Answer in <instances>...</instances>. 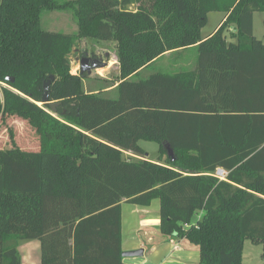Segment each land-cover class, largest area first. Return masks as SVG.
<instances>
[{"label": "trees", "instance_id": "obj_1", "mask_svg": "<svg viewBox=\"0 0 264 264\" xmlns=\"http://www.w3.org/2000/svg\"><path fill=\"white\" fill-rule=\"evenodd\" d=\"M67 10L75 34L41 27L43 11ZM211 12L223 18L202 37ZM255 12L264 26V0H0V120L26 122L39 140L25 151L9 131L11 146L0 148V264H21L14 240H37L40 264H123L121 204L153 200L160 234L194 245L198 264H241L246 240L264 260V33L253 35ZM78 39L115 45L112 95L87 92L88 76L71 72ZM188 49L191 69L139 78ZM140 141L158 144L156 160Z\"/></svg>", "mask_w": 264, "mask_h": 264}, {"label": "rangeland", "instance_id": "obj_2", "mask_svg": "<svg viewBox=\"0 0 264 264\" xmlns=\"http://www.w3.org/2000/svg\"><path fill=\"white\" fill-rule=\"evenodd\" d=\"M62 3L68 0H57ZM223 14L219 12H211L207 17V24L201 31V36L209 35L222 20ZM253 35L257 40H263L264 26L263 14L255 12L253 14ZM41 27L50 32H58L65 34H75L77 31L76 21L71 11H43L41 14ZM228 36V35H227ZM115 45L111 42H95L92 40L78 39L74 49L70 55L71 71L79 73L80 59L87 55L88 57L101 59L102 63H107L106 66L97 68L87 75V79L83 80L84 89L87 92L102 91L103 95H108L105 91L112 86L115 81L118 68L116 65ZM195 55L194 50L192 51ZM186 52L181 58L183 60H191V54ZM178 60L175 56L163 59L158 64L140 73L139 78H145L148 74L171 69V61ZM112 95V94H111ZM9 131L12 132L16 145L25 151H34L39 149V140L35 132L26 124V122L18 119L7 117L5 120H0V148L6 149L11 146L9 141ZM139 145L146 151L147 160H156L158 154V144L154 142L140 141ZM123 157L127 160H138L141 157L131 153H123ZM202 213H198L193 218L195 223L200 218ZM22 264H40V248L37 240H14L12 241ZM262 247L254 245L249 240L244 242L241 264H264L261 257Z\"/></svg>", "mask_w": 264, "mask_h": 264}, {"label": "crops", "instance_id": "obj_3", "mask_svg": "<svg viewBox=\"0 0 264 264\" xmlns=\"http://www.w3.org/2000/svg\"><path fill=\"white\" fill-rule=\"evenodd\" d=\"M190 50L192 49H188L180 53L185 54ZM171 56L174 57L176 54L167 53L152 65H156L163 59ZM193 65L194 62L192 59L183 60L182 58H178V60L171 61V70H187L191 69ZM114 87L115 85L105 90L108 95L112 94ZM159 225L160 219L158 200H153L147 207L137 206L125 202L121 204V251H142V256L140 257L123 259V264L199 263V251L194 245L182 239L163 237L160 234ZM20 262L22 264V258H20Z\"/></svg>", "mask_w": 264, "mask_h": 264}, {"label": "water", "instance_id": "obj_4", "mask_svg": "<svg viewBox=\"0 0 264 264\" xmlns=\"http://www.w3.org/2000/svg\"><path fill=\"white\" fill-rule=\"evenodd\" d=\"M106 64L107 63H102L101 59H95V58L85 56L80 61L79 73L90 75L93 70H95L97 68L104 67V66H106ZM52 79L53 78L50 77V80H48L43 86L44 94L41 98V103H47V101H48V96H47L46 90H47V88L50 84V81ZM7 81L13 82V79L7 78ZM56 107H57V104H55V103L50 104V109H51L52 113H56ZM165 150H166L167 156L170 157L171 160H173V151L168 144H165ZM140 256H142L141 250L122 252V258L123 259L140 257Z\"/></svg>", "mask_w": 264, "mask_h": 264}, {"label": "built area", "instance_id": "obj_5", "mask_svg": "<svg viewBox=\"0 0 264 264\" xmlns=\"http://www.w3.org/2000/svg\"><path fill=\"white\" fill-rule=\"evenodd\" d=\"M212 175L214 177L218 178L219 180H224L226 175H227V173L223 169L217 168ZM142 264H144V263H142Z\"/></svg>", "mask_w": 264, "mask_h": 264}, {"label": "flooded vegetation", "instance_id": "obj_6", "mask_svg": "<svg viewBox=\"0 0 264 264\" xmlns=\"http://www.w3.org/2000/svg\"><path fill=\"white\" fill-rule=\"evenodd\" d=\"M85 56H87V55H85ZM85 56H84V57H85ZM82 58H83V57H82ZM82 58H81V59H82ZM93 58H94V57H93ZM81 59H80V61H81Z\"/></svg>", "mask_w": 264, "mask_h": 264}]
</instances>
